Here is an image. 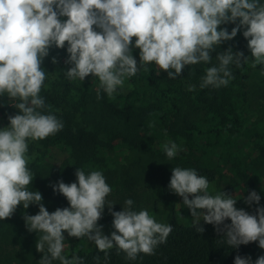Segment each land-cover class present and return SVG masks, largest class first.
I'll use <instances>...</instances> for the list:
<instances>
[{"label":"clouds","instance_id":"obj_1","mask_svg":"<svg viewBox=\"0 0 264 264\" xmlns=\"http://www.w3.org/2000/svg\"><path fill=\"white\" fill-rule=\"evenodd\" d=\"M229 23L235 24L230 32L221 27ZM241 29L250 56L229 46L213 63L212 53ZM52 48H66L69 81L83 82L90 75L99 81L98 100L101 90L112 98L127 79L149 71L150 65H155L156 75L163 71L169 79L182 76L186 67L211 65L204 69L199 88L218 89L234 79L233 66L240 68L250 58L253 68L264 65V0H0V98L18 110L0 128V221L10 219L18 206H38L36 214L25 211L22 217L27 231L37 234L35 248L42 253L37 264H83L77 253L71 258L64 254L65 232L94 243L104 253V264L113 248L131 261L141 254L154 255L172 225L157 222L147 210H134L130 198L122 210L113 211L115 203L108 200L112 188L102 171L76 168L74 182L51 185L68 203L51 212L42 193L32 189L29 142L64 127L40 95L49 75L43 62ZM134 48L139 49V60ZM52 63H57L55 57ZM187 90L195 91L196 85ZM161 148L169 160L181 151L170 140ZM168 190L182 198L197 233L205 230L203 220L232 249L255 242L264 250V206L255 190L243 197L249 207L257 205L249 212L236 207L234 195L210 192L209 180L197 170L180 166L171 169ZM105 207L113 217L110 236L99 224ZM95 259L101 264L99 256ZM234 264L253 261L237 255ZM254 264H264V255Z\"/></svg>","mask_w":264,"mask_h":264},{"label":"trees","instance_id":"obj_2","mask_svg":"<svg viewBox=\"0 0 264 264\" xmlns=\"http://www.w3.org/2000/svg\"><path fill=\"white\" fill-rule=\"evenodd\" d=\"M223 27H226L230 32L235 24L229 23ZM242 33L243 29L233 40L224 42L219 49L212 53L213 63H215L217 53L226 50L229 46L233 48L234 52L243 51L245 56H250L247 41ZM134 57L139 60V53H134ZM209 66L211 65L201 63L190 68L186 67L182 76L169 79L167 73L163 71L160 75H156L155 65H150L149 71H140L137 75L127 79L124 86L118 89L112 98H109L101 90V99H97V101L100 103L102 120L95 124L74 125L71 115L63 114L61 119L64 125L63 129L55 135L36 141L37 150L42 156H45L46 149L51 144L63 145L69 150V161L59 166L51 178L43 174V167L39 164H31L30 167L35 174L32 189L42 193L43 200L47 203L50 211H54L58 207H68L67 200L59 193L54 192L51 185L60 180L65 183L74 182L76 168L84 170L92 168L102 158L100 156L113 147V141L118 138V135L112 134L109 137L103 135L104 129L111 128V126L107 127L108 119L131 125L139 123L143 132L151 135V139L154 141L152 151L157 155L167 158L161 148V145L166 141H174L177 145H181L183 139H187L190 142L189 151L187 153L179 151L174 160L186 158L189 161L196 157L192 144L195 135L213 133L215 139H218L222 131L211 128L204 129L197 119L192 118L193 115L184 113L182 105L185 104V101L191 99L197 103L194 116L199 113L204 115L211 113L214 117L222 118L227 112H235L237 86L246 88L253 78L264 76V65L247 69L244 64L240 68L233 66L234 79L228 86L218 89L212 87L200 89V77L205 74L204 69ZM190 84L196 85L195 91L187 90ZM46 99L45 102L52 101L56 104L54 96L47 95ZM0 103L4 104L0 105V113L7 125L8 115L15 114L17 109L7 105L9 101L6 97L0 98ZM127 131L129 132L123 135V139L131 148H137L140 135L133 128ZM246 139L252 152L248 158H245L241 163H238L230 155L222 159L224 164H231L237 170L236 177L231 181L232 184H229L227 191H223L229 194L233 190L243 191V194L236 198L238 199L236 207L254 212L257 205L253 204L249 207L243 202V197L256 188L254 175L251 172L258 171V168L264 166V138L257 130H250ZM199 158L202 159L201 157H198L197 160L192 159L195 161L193 169L197 170L198 174L207 177L209 181L216 180L217 163L212 160L209 163L202 162L198 160ZM253 166L254 169H252ZM170 177L171 175L168 176L162 169L152 168L146 172L143 181L135 178L124 180L123 185L127 193L123 196L122 201L132 199L134 210H147L150 214L155 213L157 216L154 215V217L157 222L171 224L173 230L167 237L166 243L157 246L154 255L141 254L135 261H131L126 259L123 252L118 254L117 250L113 248L109 250L107 264H234V258L237 255L242 257L253 253L264 255V250L260 249L258 243L255 242L241 245L238 249H232L221 243L214 226L206 224L203 220L200 221V224L205 230L203 233H197L192 226L189 209L186 207L181 210L177 209L180 197L168 190ZM260 206H264V196L261 197ZM120 210H122L121 205H115L113 208V211ZM112 220L111 215L104 213L103 218L99 221V224L103 225L102 230L105 235L110 236L114 230L111 226ZM226 222L230 223V221ZM64 235L67 233L65 232ZM80 244H83V239L73 238V242L64 250V254L71 258L74 252L77 253L83 264H97L95 258L99 256L101 264H104V253L99 252L97 248L81 251ZM54 264H58V262H54Z\"/></svg>","mask_w":264,"mask_h":264},{"label":"rangeland","instance_id":"obj_3","mask_svg":"<svg viewBox=\"0 0 264 264\" xmlns=\"http://www.w3.org/2000/svg\"><path fill=\"white\" fill-rule=\"evenodd\" d=\"M222 25L221 27H223ZM135 40V38H133ZM134 53H139V49H133ZM57 59V63H52V58ZM67 52L65 49L52 48L50 54L45 58L43 67L49 72L48 78L40 95L46 99L47 95L54 96L56 104L52 101L46 104L52 109L59 119L63 114H70L74 125L95 124L102 120L100 115V103L97 101V89L99 81L91 77V75L82 82L79 79L69 81L65 75V71L70 65L65 63ZM247 68H251V61L244 64ZM237 94L235 98V112L227 114L224 117H214L211 113L205 115L199 113L194 116L196 102L193 100L185 101L182 105L184 113L193 115L192 118L197 119L204 129H219L222 132L218 139L211 134H196L192 142L195 149L196 157L202 162L217 163V178L210 182V192L215 194L216 191L225 190L232 180L236 177L235 170L231 164H224L223 158L229 155L237 160L238 163L244 161L251 155V147L246 139V135L250 130H257L261 137L264 138V76H257L249 82L248 87L241 88L237 86ZM193 99V98H192ZM47 100V99H46ZM9 103H11L9 101ZM167 105V104H166ZM18 111V110H17ZM191 118V119H192ZM201 119V121H200ZM7 126L3 115L0 113V128ZM104 129L103 135L106 137L112 134L118 135L113 141V147L107 150L92 168H86V172L91 170L102 171L106 177V182L111 186L112 192L108 196V200L115 205L123 206V196L127 193L123 182L126 179L135 178L143 181L146 172L152 168L162 169L168 176L171 175V169L176 166L183 168H193L194 162L186 158L180 160H169L152 151L154 141L149 133L143 132L140 124H127L125 122L108 119L107 127ZM133 128L140 135L138 139L139 146L131 148L123 139V135L128 133V129ZM190 142L183 139L181 145H178L183 153L189 151ZM37 142H29V155L31 156V164H39L43 167V174L52 177L58 167L69 161V150L60 144H51L46 149L45 156L41 155L37 150ZM205 154V155H204ZM103 159V160H102ZM102 160V161H101ZM235 167V165H233ZM233 169H232V168ZM254 169V166L252 167ZM256 171V170H255ZM252 171L254 181L256 183L255 191L262 197L264 196V166L258 168V171ZM232 195L235 198L241 196L243 191L233 190ZM45 207L50 209L43 200ZM114 205V206H115ZM113 206V208H114ZM183 208L182 198H179L177 209ZM37 205H30L27 210L22 206H18L15 214L10 218L0 221V264H34L42 257V253L36 251L35 243L37 240L36 233H29L25 227L23 213L26 211L30 215L38 212ZM105 215H111L105 207ZM151 215L157 216L155 213ZM66 237V248L73 242L72 237ZM65 248V249H66ZM94 243L83 239V244L79 245L81 251L95 249ZM253 264L260 256L256 253L249 254Z\"/></svg>","mask_w":264,"mask_h":264}]
</instances>
